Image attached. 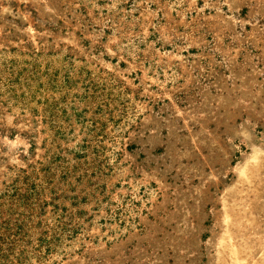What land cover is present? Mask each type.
<instances>
[{"label": "rangeland", "instance_id": "1", "mask_svg": "<svg viewBox=\"0 0 264 264\" xmlns=\"http://www.w3.org/2000/svg\"><path fill=\"white\" fill-rule=\"evenodd\" d=\"M0 264H264V0H0Z\"/></svg>", "mask_w": 264, "mask_h": 264}, {"label": "bare ground", "instance_id": "2", "mask_svg": "<svg viewBox=\"0 0 264 264\" xmlns=\"http://www.w3.org/2000/svg\"><path fill=\"white\" fill-rule=\"evenodd\" d=\"M255 150H256V148H255ZM256 154H257V152H256ZM248 158V157H247ZM246 159V158H245ZM249 159V158H248ZM252 160H254V159H252ZM237 166V165H236ZM239 166V165H238ZM240 170V169H239ZM234 171H235V168H234ZM242 171H243V169H241V173H242ZM241 176V175H240ZM244 176V175H243ZM244 178H245V176H244ZM262 180V179H261ZM253 186V185H252ZM262 186V185H261ZM231 187V186H230ZM253 189H255V188H253ZM262 189V188H261ZM225 198H226V196H225ZM228 201H230V200H228ZM224 211H226V210H224ZM227 215V214H226ZM226 215H223L224 216V218H225V220L227 219V216ZM230 217V216H229ZM228 219H230V218H228ZM237 219V218H236ZM224 220V221H225ZM228 240V239H227ZM233 240V239H232ZM231 241V240H230ZM229 243V242H228ZM233 243V242H232ZM231 243V244H232ZM236 244V243H235ZM236 247V246H235ZM235 252V250L233 251V253ZM230 254V253H229ZM236 256V255H235ZM233 260V259H232ZM238 263V262H237Z\"/></svg>", "mask_w": 264, "mask_h": 264}]
</instances>
